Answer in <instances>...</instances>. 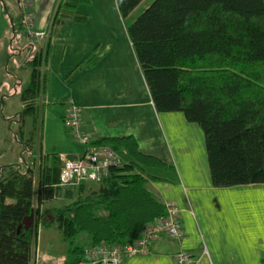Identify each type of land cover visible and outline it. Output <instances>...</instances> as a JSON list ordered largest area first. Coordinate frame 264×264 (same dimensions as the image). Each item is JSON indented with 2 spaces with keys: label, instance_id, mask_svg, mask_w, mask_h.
Instances as JSON below:
<instances>
[{
  "label": "trees",
  "instance_id": "16d2710c",
  "mask_svg": "<svg viewBox=\"0 0 264 264\" xmlns=\"http://www.w3.org/2000/svg\"><path fill=\"white\" fill-rule=\"evenodd\" d=\"M76 1L58 3L50 34L66 18L86 21ZM141 1L117 0L120 15L128 17ZM16 20L14 34L25 37L19 15ZM127 33L156 110L181 112L202 129L212 185L264 183V0H153L128 23ZM27 47L30 82L17 116L23 121L29 114L35 123L47 51L43 59L41 50ZM94 143L123 147L130 160L112 167L86 195L83 184L58 185L55 154L38 163L22 158L1 166L0 264H28L36 217L43 226H55L66 244V264H75L86 244L132 243L146 223L164 214L165 204L148 189L144 171L166 163L141 153L132 136ZM36 164L37 204L60 195L66 202L33 217Z\"/></svg>",
  "mask_w": 264,
  "mask_h": 264
},
{
  "label": "crops",
  "instance_id": "0c3cea01",
  "mask_svg": "<svg viewBox=\"0 0 264 264\" xmlns=\"http://www.w3.org/2000/svg\"><path fill=\"white\" fill-rule=\"evenodd\" d=\"M58 3L32 0L35 29L51 27ZM75 4L86 21L66 18L45 41L15 35L17 1L0 0V168L12 144L13 154L11 150L5 165L18 164L22 158L38 163L51 154L79 156L85 146L71 138L64 124L72 103L81 110L82 126L91 142L132 136L141 153L167 165L146 168V185L164 204H177L182 235L171 238L161 233L150 242L146 254L126 256L119 264H179L173 258L178 252L189 256L185 264H264V183L214 187L202 129L181 112H161L154 106L127 33L128 23L137 15L132 20L123 18L117 0H77ZM12 44L18 47L16 54L26 53L27 59L28 44L41 50L43 59L47 51L44 87L36 100L42 123L38 152H34L32 139L23 140L24 118L21 121L17 116L25 108L21 93L30 82L27 59L22 64L28 69L26 86L22 88V80L16 78V82L9 81L15 93L11 88L3 91V84L10 80L7 68L12 61L9 55H14L9 49ZM18 90L19 111L11 104ZM19 122L21 141L10 133L11 126ZM115 151L125 158L120 157L122 163L129 162L125 148ZM34 177L32 204L37 191ZM81 184V194H88L92 185Z\"/></svg>",
  "mask_w": 264,
  "mask_h": 264
},
{
  "label": "built area",
  "instance_id": "2783aa9c",
  "mask_svg": "<svg viewBox=\"0 0 264 264\" xmlns=\"http://www.w3.org/2000/svg\"><path fill=\"white\" fill-rule=\"evenodd\" d=\"M16 1L20 23L25 36L46 41L50 36V26L46 30L34 28L32 0ZM64 124L71 138L82 143L85 148L77 157L71 158L62 154L58 155L60 161L58 185L61 188L79 186L81 183L88 181L100 182L107 176L112 167L122 166V161L111 146L91 142L83 129L81 110L78 106L72 103L69 105L64 117ZM164 207V214L146 223L141 229L138 238L132 243H100L84 246L82 258L76 261L75 264H119L126 256L146 254L150 242L161 233L171 238L181 237L182 230L177 204L173 201H168ZM173 258L179 264L189 262V256L184 252L176 253ZM28 264H66V257L52 258L45 255L39 249L38 243L32 242Z\"/></svg>",
  "mask_w": 264,
  "mask_h": 264
},
{
  "label": "rangeland",
  "instance_id": "374dc122",
  "mask_svg": "<svg viewBox=\"0 0 264 264\" xmlns=\"http://www.w3.org/2000/svg\"><path fill=\"white\" fill-rule=\"evenodd\" d=\"M153 0H143L141 1V3L133 10V12L128 16L129 20H132L135 15H139L142 10L149 5ZM128 20V21H129ZM16 26H18V24H15ZM51 28V27H50ZM18 37L23 38L22 33H20V35H18ZM17 37V38H18ZM14 39V37L12 38ZM10 53L12 52L14 55H9V58H11L12 61L9 62L8 64V68H7V74L10 78V80L6 81V84H3V91H9V89L11 88L12 92L15 93L13 87L11 86V83L9 81L16 82V78L21 79L22 80V88H24L27 84V74H28V69L24 66H22L23 62L25 59H27V54L24 53L21 56H19V54H16L18 52V47L15 44H12V48L10 47ZM16 59H13V58ZM44 64L42 62L41 68L44 67ZM24 78V79H23ZM20 86V87H21ZM18 94L14 95V101H12V105L14 104L17 111L20 110V101H19V96H20V91L18 90L17 92ZM41 116V115H40ZM20 123V122H19ZM20 124H13L10 128V133L12 134V138H14V135L17 137L16 140L17 141H21V135H20ZM41 119L39 118L35 123L32 120V117L27 114L24 117V127H23V135L25 137V139H23L24 141H26L27 139H32L33 142V148H34V152H38L39 151V147L41 148V142H42V134H41ZM13 132V133H12ZM95 144V143H94ZM15 145V144H12ZM10 145L8 147V153L5 157H3L2 161V165H5L3 163H5V160H7V158L10 157L9 153H11V150L13 148V146ZM17 145V144H16ZM109 145V144H107ZM19 147H21V144L17 145ZM111 146V145H109ZM112 147V146H111ZM113 148V147H112ZM4 149V148H3ZM114 149V148H113ZM115 150V149H114ZM116 152V151H115ZM12 154H13V150H12ZM117 154V152H116ZM125 159L123 156H119V158ZM120 158V160H121ZM122 161V160H121ZM10 163V162H8ZM33 171H35L34 175V182L36 184L37 181V171H38V165L35 167L33 166ZM7 171V170H5ZM148 172V171H147ZM109 173V172H108ZM149 173L150 170H149ZM152 174V173H151ZM108 175V174H107ZM94 181H88L87 184H93ZM97 183V182H95ZM65 189H62V191H64ZM64 202H66V200L62 197V195L53 198L50 201L44 202L43 206L41 207V205L37 204V202H34L32 204V216L36 217L37 215L42 214L43 211L48 210L49 208L52 207H59L62 204H64ZM168 202V201H167ZM35 225L36 222H38V226L36 227V229H34V234H33V238L31 241L34 243H38L39 245V249L41 250L42 253H44L45 255H48L52 258H56V257H60V256H65L64 254L66 253V244L65 242L62 240V236L59 234L58 230L55 228L54 225L52 226H43L38 220V218H33ZM33 219L31 218L30 221L32 222ZM47 219V217H46ZM33 222V223H34ZM35 246V245H34Z\"/></svg>",
  "mask_w": 264,
  "mask_h": 264
}]
</instances>
